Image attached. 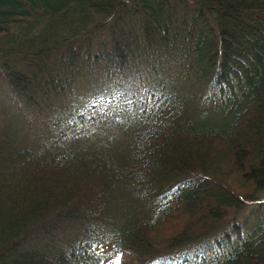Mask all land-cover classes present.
Instances as JSON below:
<instances>
[{"label":"trees","instance_id":"obj_1","mask_svg":"<svg viewBox=\"0 0 264 264\" xmlns=\"http://www.w3.org/2000/svg\"><path fill=\"white\" fill-rule=\"evenodd\" d=\"M92 65L158 85L95 127L85 106L42 138L8 118L0 264H264V212L239 220L264 202V0H0V78L19 101L72 96ZM211 236L210 259L163 257Z\"/></svg>","mask_w":264,"mask_h":264},{"label":"rangeland","instance_id":"obj_2","mask_svg":"<svg viewBox=\"0 0 264 264\" xmlns=\"http://www.w3.org/2000/svg\"><path fill=\"white\" fill-rule=\"evenodd\" d=\"M161 67L159 66V71L162 75V81L165 85L171 84V74L160 70ZM131 68L134 67L127 68L126 71L120 70L119 68H113L112 71H110V75L107 77L105 74L95 75L91 73V76H86L88 78V81L86 82L83 81V77L79 76L73 83V87L68 90L72 96L60 100L58 99L53 103L48 102L46 103V106L43 103H39V107L34 105L27 106L24 102L19 101L14 96L15 94H13L8 82L4 77H1L0 131H2L3 125L7 122L8 118L17 117L18 120H21L19 131H22L21 129H23V131H28V134L31 137L42 138L49 134L46 133V123L49 122L51 116L55 117L58 114L57 112H60L59 114L64 113L65 115V117H62V121L67 118L79 121L80 109L84 106L85 109L83 111L86 119L89 121L95 119V123L92 126L95 127L99 125L97 123H101V119H103L104 115L108 113L104 112L105 110L108 108H119L122 105H126L131 102L136 95L143 96L145 95L146 90L158 85V81L152 78L154 76L153 73H156V71H151V73L148 74H138L135 72L136 68H134L135 71L131 70ZM165 69H172L175 72L176 65L172 62V64L165 66ZM86 71L87 69L84 73ZM117 129L119 130L118 127ZM21 134L24 133L21 132ZM258 194L264 199V190L260 191ZM261 212H264V202L249 205L241 212L239 220L243 225L244 232H246L252 224L261 220ZM72 232L76 235L78 229L72 228ZM212 237L213 236H211L210 240L198 242L197 246H200V250L195 246H188L177 250L173 254L163 255V257L178 256L181 254L191 259L197 253H203L206 258L210 259L213 256L212 249L215 246ZM225 245L229 247V244L226 243ZM158 260L161 259L154 260L150 262V264H155L156 262H159ZM107 262L109 261H106V263ZM168 264H174V262L169 261ZM186 264L193 263L188 262Z\"/></svg>","mask_w":264,"mask_h":264},{"label":"bare ground","instance_id":"obj_3","mask_svg":"<svg viewBox=\"0 0 264 264\" xmlns=\"http://www.w3.org/2000/svg\"><path fill=\"white\" fill-rule=\"evenodd\" d=\"M92 66L93 67H91L90 73L95 74V75H100V74H107L108 76L110 75V73L104 72V70L100 68L99 66L97 65H92ZM48 240H49L48 237L41 239L42 242H47Z\"/></svg>","mask_w":264,"mask_h":264}]
</instances>
